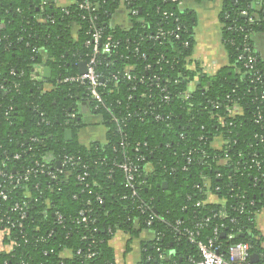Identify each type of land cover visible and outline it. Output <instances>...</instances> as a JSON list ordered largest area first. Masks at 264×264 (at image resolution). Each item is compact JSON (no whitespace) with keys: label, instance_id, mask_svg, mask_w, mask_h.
Wrapping results in <instances>:
<instances>
[{"label":"trees","instance_id":"1","mask_svg":"<svg viewBox=\"0 0 264 264\" xmlns=\"http://www.w3.org/2000/svg\"><path fill=\"white\" fill-rule=\"evenodd\" d=\"M180 1L0 0V171L29 176L20 184L3 177L0 192L8 197L0 196V229L9 235L2 243L14 245L0 248V264H117L116 233L133 240L145 230L155 236L143 243L138 264H193L201 259L197 243L211 239L226 259L230 246L248 243L259 260L243 264H264L256 220L264 210V62L252 39L264 24V0H223L230 64L212 76L188 66L194 22ZM86 3L89 8H81ZM121 5L132 11L129 28L111 25ZM233 26L244 30L228 29ZM95 29L102 34L96 54L102 104L86 85L62 81L79 74L94 53L86 42ZM160 30L164 36L155 39ZM247 34L257 58L254 74L241 58ZM109 38L118 44L106 53ZM44 64L51 69L46 83L53 85L45 92L37 79ZM186 91L189 99L177 96ZM83 102L101 116L105 143L79 142ZM67 129L72 140L65 138ZM218 137L225 142L221 149L213 146ZM49 153L81 161L65 167L68 177L55 161L48 165L56 178L33 171ZM128 160L139 166L138 196L116 165ZM83 162L89 165L84 182L78 179ZM208 192L220 202L210 203ZM139 197L153 212L142 211ZM18 203L22 209L14 210Z\"/></svg>","mask_w":264,"mask_h":264},{"label":"crops","instance_id":"2","mask_svg":"<svg viewBox=\"0 0 264 264\" xmlns=\"http://www.w3.org/2000/svg\"><path fill=\"white\" fill-rule=\"evenodd\" d=\"M59 5H67L70 0H57ZM261 5L254 4L256 11L260 10ZM181 11L191 13L194 22V51L189 58L190 69L201 68L206 75H215L221 68L230 64L229 55L224 45L223 36V0H181L179 3ZM111 25L122 28H129L131 25L129 11L125 5L117 10L111 18ZM253 49L261 61L264 62V24L253 33ZM42 68V69H41ZM39 74L41 83H46L44 77L45 65L42 66ZM39 70H37L38 72ZM45 79V81H43ZM48 86V84H46ZM194 88L193 84L191 85ZM82 127L77 133L79 142L88 147L93 142H106V128L99 115L92 114L86 106L81 105ZM73 139V137H72ZM71 139V140H72ZM225 145L224 140L218 137L214 140L213 146L221 149ZM222 161L221 163H223ZM210 203H219L220 199L214 195H209ZM222 203V202H221ZM258 228L264 235V210L256 216ZM155 234L150 230L143 231L138 238L130 240L128 233L119 231L111 240V246L115 250L117 264H138L141 260L143 243L154 239Z\"/></svg>","mask_w":264,"mask_h":264},{"label":"built area","instance_id":"3","mask_svg":"<svg viewBox=\"0 0 264 264\" xmlns=\"http://www.w3.org/2000/svg\"><path fill=\"white\" fill-rule=\"evenodd\" d=\"M176 1V0H174ZM81 8H89L88 4H82ZM127 8V7H126ZM93 10H95L93 8ZM129 11V15L130 13H132V11ZM133 13H135V11H133ZM243 15H247L248 11H243L242 12ZM251 22H254L255 19L254 18H250ZM181 27H178L177 30H181ZM229 30H240L243 31L244 28L243 27H229ZM101 31L99 29H95L92 33V37L86 42V45L91 46L94 44V53L90 56L89 60L86 61V72L84 74H77L74 76H68L65 77L62 81L69 83V82H78L81 85H86L88 90H89V94L90 96L95 99L97 102L99 103H103V99L102 96L99 92L98 87L102 84V75L97 71V59H96V54L98 52V42L100 41L101 38ZM164 36V32L162 30L158 31V33L156 35H154L153 37L155 39H161V37ZM250 38V35L247 34L245 36V47H244V55L245 56H241L242 59H244L245 57H247V62H246V67L250 70V71H254L253 74L255 73V61H256V57L253 53V50L251 48V46L248 45V40ZM116 42H112L111 39L109 38L108 41L105 43L104 47H103V51L106 53H111L113 51L114 48L117 47ZM42 51V50H41ZM45 55V52L42 53ZM82 63V62H81ZM159 63V61H158ZM45 65V64H44ZM43 65V66H44ZM42 66H38L37 70H39L37 72V79H39V76H41L39 74V72L41 71ZM41 68V69H40ZM133 69L132 67H128L126 69L125 72V77L130 79V72ZM258 79H260V76H258ZM45 81V79L43 80ZM42 82V80H41ZM46 84H48V86H46ZM53 88V85L51 83H44L43 85V91H48L51 90ZM191 91H186V92H180L177 96L179 98H184V99H189L191 97ZM166 100H168L170 97L168 95H166L164 97ZM84 105L85 102H83ZM88 110V109H87ZM71 116V115H70ZM71 117H74V115H72ZM262 118L261 115L258 116V119L260 120ZM33 148L30 147L29 150H32ZM15 159L20 158V154H16L14 156ZM144 159V158H142ZM55 161L57 164V170L60 174H64L66 177H68L71 174V171L68 169H65V167H67L68 165H71L73 167H76L77 165H79L80 163V159H75L74 157L71 156H67L64 158V160H56V158H54L53 153H49L47 156H45L43 158V161H36V168L33 170L35 172H47L53 177L56 178V174H53L52 171H49V166L48 164H51V162ZM105 161V160H104ZM88 162H83L84 164V171L83 173L79 176V180L80 181H85L86 178L89 176V172H88V168L89 165L87 164ZM125 174L126 177V181L128 186H130L133 189V196H138L137 191L135 190V185H134V181H135V173L138 171L139 166H136V164L131 161H125L123 163L120 164H116ZM152 168L151 164H147L144 168V170L146 172H150ZM3 177H5V179H7L11 184H20L22 181H29V176L28 175H21V174H17L14 172H3L0 171V187H2V183H3ZM209 195H211L210 192H208ZM0 196L3 199H6L8 197V193H6L5 191H1L0 192ZM140 201V207L142 209V211H152V208L150 206L149 203H147L145 200H142L140 197L138 198ZM14 210H21L22 207L21 205L18 203L15 206H13ZM86 213H84L83 211L81 212V215H83V221H86L87 217L85 216ZM22 217L24 215V213L21 214ZM58 218L62 219V216L60 214H58ZM150 223V222H149ZM9 231H7L6 229H0V248H7L8 250H12V246L14 245L13 243L11 244H6L4 245L3 239L9 235L8 234ZM184 235H186L189 240L192 243H197L195 237H194V233L190 230H186V232L184 233ZM216 235H218V231L216 230ZM214 239L209 240L208 244H204L203 242H199L198 247L199 250L201 252V259L199 261H193V264H243L244 262H246L247 260L251 259L252 253H251V245L248 243H237L235 245L230 246L229 248V255H230V259H226L222 254H220L218 252V248L215 246L214 243Z\"/></svg>","mask_w":264,"mask_h":264},{"label":"water","instance_id":"4","mask_svg":"<svg viewBox=\"0 0 264 264\" xmlns=\"http://www.w3.org/2000/svg\"><path fill=\"white\" fill-rule=\"evenodd\" d=\"M85 72H86V62L84 61V62H82V63L80 64V73H81V74H84ZM50 76H51V69L45 65V69H44V77H45V78H49ZM72 137H73V132H72V130H71V129H67V130L65 131V138H66V140H71ZM166 185H167V183H164V186H166ZM250 260H251L252 262H257V261L259 260V257H258L257 254H253V255L251 256V259H250Z\"/></svg>","mask_w":264,"mask_h":264},{"label":"rangeland","instance_id":"5","mask_svg":"<svg viewBox=\"0 0 264 264\" xmlns=\"http://www.w3.org/2000/svg\"><path fill=\"white\" fill-rule=\"evenodd\" d=\"M184 12V11H183Z\"/></svg>","mask_w":264,"mask_h":264}]
</instances>
